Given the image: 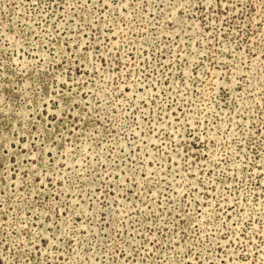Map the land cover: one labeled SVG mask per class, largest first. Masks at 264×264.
I'll return each instance as SVG.
<instances>
[{
	"label": "rangeland",
	"instance_id": "rangeland-1",
	"mask_svg": "<svg viewBox=\"0 0 264 264\" xmlns=\"http://www.w3.org/2000/svg\"><path fill=\"white\" fill-rule=\"evenodd\" d=\"M0 264H264V0H0Z\"/></svg>",
	"mask_w": 264,
	"mask_h": 264
}]
</instances>
